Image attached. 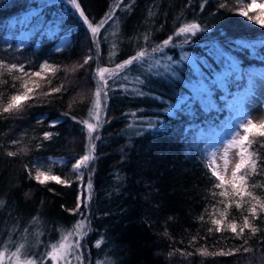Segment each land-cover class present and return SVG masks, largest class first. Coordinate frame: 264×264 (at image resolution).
I'll return each mask as SVG.
<instances>
[{
	"label": "trees",
	"instance_id": "obj_1",
	"mask_svg": "<svg viewBox=\"0 0 264 264\" xmlns=\"http://www.w3.org/2000/svg\"><path fill=\"white\" fill-rule=\"evenodd\" d=\"M77 2L94 23L120 3L95 42L87 22L69 0L0 3V58L24 65V73L14 71L12 76L0 69V103H6L14 93L13 84L20 90L22 81L27 80L33 89L32 98L19 111L0 113V199L6 201L0 208L2 240L13 227L17 228L11 235L14 238L33 218L67 234L87 217L82 229L87 235L69 237L72 243L79 240L83 264H264V214L249 216L255 233L246 228L237 236L229 224L235 221L239 231L248 206L237 209L232 202V207H225L219 226L222 230L216 231L211 210L222 189L215 187L218 178L209 175L216 164L208 132L228 121L229 99L246 86L252 68L264 69V25L240 14L248 10L251 0ZM248 11L251 16L259 14L258 10ZM58 18L63 28L48 33V24ZM40 19L41 25L25 37L24 31ZM192 22L205 31L189 34L186 42L184 34L177 36L176 32ZM64 34L68 41L57 47ZM169 36V46L152 52L153 46ZM112 44L117 47L112 49ZM110 50L114 53L111 58ZM137 51L148 53L144 61L129 66L118 78L106 74L113 90L107 96L102 94L99 126L93 133L99 139L91 141L96 145L91 165L92 198L77 210L78 197L84 200L81 192L86 196L87 189L76 180L70 163L88 152L86 127L77 121L86 119L94 98L95 68L112 69ZM89 55L94 59L84 64ZM43 60L53 68L37 69ZM233 63L235 71L229 67ZM82 64L84 67H79ZM35 71H41V76L25 75ZM219 80L224 81L227 92L219 84L212 86ZM61 86L60 93L52 91ZM205 87L210 89L215 107L208 104ZM137 90L146 95L137 96ZM65 112L68 117L61 116ZM42 115L46 117L43 123H37ZM57 119L62 123L50 127ZM149 121L156 127L149 128ZM258 131L253 129L249 136L252 143L246 148L259 157L257 168L249 169L244 180L253 196L264 199V137H259ZM45 132L58 135L44 140ZM13 140L19 142L14 145ZM10 151L20 154L9 157ZM47 156L67 158L65 165L55 164L53 170L70 181V186L53 181L41 185L30 178L29 169L35 176L32 161ZM87 180L86 173L84 185ZM204 249L233 254L206 256L201 254Z\"/></svg>",
	"mask_w": 264,
	"mask_h": 264
},
{
	"label": "snow or ice",
	"instance_id": "obj_2",
	"mask_svg": "<svg viewBox=\"0 0 264 264\" xmlns=\"http://www.w3.org/2000/svg\"><path fill=\"white\" fill-rule=\"evenodd\" d=\"M69 3H71L75 9L79 12V15L83 18L85 22L88 24V28L91 30L93 41L95 42L96 37L100 33V30L104 27V25L112 19V16L114 14V9L120 7V3L117 2L113 9L109 11L106 16L100 20L99 22H92L88 16L84 14V10L81 8V5L77 2V0H69ZM221 7H226L225 4H221ZM246 8L248 10H258L259 14L255 16L249 15L248 10H241L240 14L244 17H246L250 21H254L257 24L264 25V3H258L257 0H251V3L246 5ZM205 29L201 27L199 23L192 22V23H186L180 26L176 32V35L179 36L180 34H184L185 41L187 42V37L189 34H196L197 32H204ZM143 39L145 41L149 40V36L147 34L144 35ZM172 42V37L169 36L167 39L163 41L162 44H158L156 46L152 47V52L157 51H163L165 47L169 46ZM117 47L116 44H112L111 48L115 49ZM98 51V50H97ZM114 55L113 51H109V58H111ZM148 55L145 51H137L135 55L130 56L128 59H125L122 63L115 64V67L110 69L108 67H96L95 68V74L94 78L96 80V87L94 92V99L92 100V108L89 110L90 115L93 116L97 120V124H93L89 122L88 119H83L77 121L76 116H71V119L73 121H77L79 124L86 126L87 134H88V152L82 156L79 157L75 161L74 164L71 165V168L76 173V180L81 182L82 189L86 187L87 193L85 196V193L81 192V197H85L84 200H81L80 197H78L77 201V210L79 209V206L81 203H85L87 206V203L92 198V189H93V183L91 179V165L95 161L96 157L94 155L96 145L94 143H91L94 139H99V136H94L93 133L96 132L97 127L99 126V120H100V111H101V104H102V94L103 96H107L109 91L113 90V87L109 85L108 78H118V74L126 69H129V66L134 65L136 62H142L144 61L145 57ZM94 58L89 55L85 61L84 64H87L88 61L93 60ZM171 59V58H169ZM184 59H188L187 56L184 57ZM158 63V61H157ZM174 63H179L178 61H175ZM79 67H84V65H79ZM229 67L235 71L236 65L230 64ZM39 68L42 71L52 69L53 66L49 65L47 61H45L43 64L39 65ZM0 69L6 70L10 76H12L14 71H18L20 73H24V65L20 64L19 67L16 63H5L2 58H0ZM75 70V69H73ZM150 71V68H149ZM25 75H30L32 77H40L41 71H35L32 73H25ZM172 75H176L175 72L172 73ZM229 75L228 72L225 73V78ZM14 80L20 81L22 78L20 76H13ZM123 79L127 81V76H124ZM145 79H148L147 77ZM136 80L141 84L144 85V80H140L139 76L136 77ZM116 83V80L113 79V84ZM219 84L220 87H225L224 81H213L212 86H215ZM250 89L252 87H255L254 82L250 79L249 80ZM35 87L39 88L40 85L36 84ZM120 87H124V85H120ZM12 88L14 90V93L11 95H8L6 103H0V113H7L12 114L15 111H19L22 107L24 102L28 101L32 98L31 94L33 92L32 87L29 86V83L27 80H23L21 83V90H16L15 84L12 85ZM53 92L60 93L62 91L61 88H54L52 89ZM204 91L208 95V104L211 105V107H215V104L211 101V91L208 87L204 88ZM225 92H227V88L225 87ZM48 93H45L47 95ZM137 96H145L146 93L143 90H137L136 92ZM3 100V96H0V101ZM241 104L243 101L240 102ZM250 113H246L244 119L240 122V124L237 126L238 130H243V135H240V132L237 131L236 134L232 137L231 140L228 141L227 146L224 149V165L225 170L227 169L228 164V150L232 147L239 148V162L235 164V168L232 171V180L230 182V187H226L225 185V178L219 171L213 170L209 175L215 178H218V184L215 185V187H219L222 189L220 192V196L222 197H228V203L226 204V208H230L233 206L232 202H235V207L237 209L244 208L245 202L248 204V207L246 209L248 215H243V225L239 228L235 221H233L231 224H229L230 231L237 236L241 235L246 228H251L252 233H255L257 229L255 227H252V225L249 222V216L253 218H257L259 214H264V199H261L258 196H253L252 192L247 191L244 177L249 174V169L256 170L257 168V159L259 157H254L252 154L246 153V148L251 145L252 141L249 139V136L253 133V129H259L257 135L259 137H264V122H260L259 124H256L253 122L252 119L248 118ZM61 116L68 117L69 113L65 112L62 113ZM46 117L43 115L38 118L37 123H43V120ZM62 121L60 119L53 120L50 122V127H54L56 124H60ZM149 128H155L156 124L149 121L148 124ZM54 135H58V133H52V132H45L43 139L44 140H50ZM19 141L13 140L12 144H17ZM2 147V146H0ZM37 148L42 147V145L37 144ZM27 151V150H25ZM20 153L18 151H10L7 152V155L9 157H16ZM56 163V164H63L64 161L62 159L52 161L49 158V165ZM35 167V176L33 177L31 175L32 170L29 169V176L32 179H35L39 184L46 185L49 181L56 182L58 184L68 185L70 186V181L62 179L59 175L52 174V169L49 167L48 171H41L40 169L44 167L43 158L38 159L33 162ZM38 165V166H37ZM262 165H264V162H262ZM27 167V165L25 166ZM242 169L244 170L242 172ZM261 170H264V167H262ZM88 174V180L87 184L84 185V177L85 174ZM239 181V184L237 183ZM255 187V186H253ZM245 195L249 198L247 201H245L244 197ZM6 201L0 199V208H2L5 205ZM223 203V201H221ZM75 211V210H74ZM226 213H222L221 215H225ZM82 216H84V213H81ZM81 219L78 221L73 229L67 234L61 233L59 240L56 243H52L47 247V250H45L43 253L35 254L32 253L31 258L29 257V253H31V248L27 246L25 237L29 234L27 233V230L25 229L24 232L21 235V241L23 242H17L11 239L12 233H15L17 231V228L13 227L11 232L9 233V240L7 242L0 241V247H3L4 251H0V261L4 259L5 253L10 251V246H15L16 251L11 253V258H15L16 264H45L46 259L51 258L53 261H63L64 264H70V257L74 258L77 261V264H83V256L84 252L81 251V244L79 240L75 241L74 243H68L70 236H86L87 232H83L82 229L85 226V220ZM35 223V220L33 221ZM212 223L216 225V231H221L222 229L219 227L222 223L220 219L213 220ZM89 231L90 223L88 225ZM212 229H209V232H211ZM42 234V233H41ZM40 241L37 239L36 245L33 247H38ZM247 243V241H245ZM238 251V250H237ZM245 252L249 251V249L245 248ZM202 255H231L232 252H224L220 251L219 253H209L206 249L202 250ZM21 255H24L26 258L24 260H21ZM105 264H108L106 261ZM114 264V262H112Z\"/></svg>",
	"mask_w": 264,
	"mask_h": 264
},
{
	"label": "rangeland",
	"instance_id": "obj_3",
	"mask_svg": "<svg viewBox=\"0 0 264 264\" xmlns=\"http://www.w3.org/2000/svg\"><path fill=\"white\" fill-rule=\"evenodd\" d=\"M8 0H0V3L6 2ZM258 3H264V0H257ZM62 20L60 18L54 19L53 21H50V23L47 26V32L50 34L56 33L59 30L63 28ZM42 23V19L33 26L30 29L24 31V36L26 37L31 33L33 29H36L39 27ZM32 29V30H31ZM68 35L64 34L62 37H60L59 42L57 44V47L63 46L68 41ZM46 60L41 61L40 64H43ZM48 62V61H47ZM49 63V62H48ZM39 64V65H40ZM50 65V63H49ZM19 67V65H18ZM37 69H40L39 66ZM252 80L255 84V87H252L250 89L249 80ZM21 90V88H20ZM94 99V98H93ZM243 101L241 104L240 102ZM228 106L230 108V114L228 117V121L222 124L219 128H214L213 130L208 132V135L210 137L209 143L211 144L213 148V155L215 159L216 164V170L221 173V175L225 178V185L226 187H230V182L232 180V171L235 168V164L239 162V148L232 147L228 150V164L227 169L225 170L224 165V149L228 144V141L232 139V137L236 134L235 127L240 124V122L244 119L246 113H250L248 118L252 119L254 123L259 124L264 120V69L259 67L252 68L250 75L248 76V81L246 86L236 92L228 102ZM92 108V103L89 108V110ZM101 110H102V104H101ZM101 114V111H100ZM86 119L89 120V122L93 124H97V120L90 115V111H88ZM86 127V126H85ZM87 132V129H86ZM201 133V132H200ZM88 137V134H87ZM248 153V152H246ZM249 154V153H248ZM43 157L36 158L32 161V168L35 173V167L33 162L41 159ZM49 158L52 161L60 160L62 159L64 161L63 164H56L53 163L49 165ZM76 160L70 163V166L75 163ZM44 167H42L41 171H48L49 167L52 169V174L57 175L54 170L53 166L56 164L57 166H63L67 163V158L63 156H47L43 158ZM38 166V165H37ZM36 174V173H35ZM239 184V181H237ZM246 189L248 188V185L245 183ZM247 191H249L247 189ZM250 192V191H249ZM245 201H247L249 198L245 195L244 197ZM223 201V203H221ZM234 202V201H233ZM228 203V197H219L218 203L213 205V208L211 210L212 219H220L222 222L224 220V215L221 214L225 212L226 204ZM235 203V202H234ZM245 205L248 206V204L245 202ZM35 220V223L33 221ZM32 220H29L23 224L21 231H18L14 238L11 237L12 240L17 242H23L21 241V235L24 232V230H27V233H29L25 239L27 246L31 248V253H29V257L31 258L32 253L40 254L43 253L45 250H47V247L51 245L52 243H56L61 233L57 227L51 226L48 224L47 221H44L43 223L40 222L38 218H33ZM4 229V225L2 222H0V234L2 233V230ZM42 233V234H41ZM66 235V233H63ZM37 239L40 241L38 247H33L37 243ZM1 241L7 242L9 240V235L5 237V239ZM68 243H72L68 240ZM0 251H4L3 247H0ZM16 251L15 246H10V251L5 253L4 259L0 261V264H16L15 258H11V253ZM26 257L24 255H21L20 259L24 260ZM45 264H64L63 261H53L51 258L46 259ZM70 264H77V261L74 258L70 257Z\"/></svg>",
	"mask_w": 264,
	"mask_h": 264
}]
</instances>
